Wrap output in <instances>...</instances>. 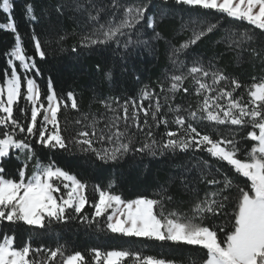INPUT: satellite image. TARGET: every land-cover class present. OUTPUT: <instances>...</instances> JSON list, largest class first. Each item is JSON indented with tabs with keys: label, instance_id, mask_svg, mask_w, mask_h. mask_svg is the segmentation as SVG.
Here are the masks:
<instances>
[{
	"label": "snow or ice",
	"instance_id": "snow-or-ice-1",
	"mask_svg": "<svg viewBox=\"0 0 264 264\" xmlns=\"http://www.w3.org/2000/svg\"><path fill=\"white\" fill-rule=\"evenodd\" d=\"M173 6L201 9L212 13L214 19L190 17L182 22L181 30L190 29L191 35L173 44L158 30ZM14 7L13 0H0V10L7 14L0 29L10 30L15 38L14 46L5 53L8 67L0 82V225L23 223L44 229L78 219L89 226L95 224L98 231L106 228L126 237L199 246L205 250L201 264H264V74L251 76V82L244 85L212 60L206 63L200 56L187 55L198 42L223 27L221 20L229 19L246 26L242 31L226 29L223 42L238 62L259 61L264 73V0H57L52 10L58 17L70 14L75 25L70 33L59 35L57 43L72 35L78 37L71 47L73 53L110 52L113 63H97L95 68L101 83L113 90L118 84L116 66L122 76L140 82L132 63L137 50L154 52L157 42L166 44L171 68L163 80L156 81L155 88L144 83L136 96L123 99L92 89L103 112H81L76 92H58L51 76L46 89L41 88L36 77L43 76L44 70L36 57L44 61L48 53L33 30L34 54H28L13 17ZM24 14L30 21L39 20L32 2L25 3ZM189 80L191 89L186 86ZM242 87L247 99L234 95ZM178 94L195 96V104L185 107L177 103ZM69 109L79 116L62 122V110ZM201 124L211 130H200ZM161 126L165 131L157 138ZM221 126L226 131H220ZM75 152L92 156L101 172L106 171L105 165H120L130 154L175 157L177 153H207L246 179L238 184L201 157L193 156L186 163L171 161L179 174L169 175L154 198L124 199L115 191V177L106 186H93L98 199L91 203L89 215L85 212L90 203L87 181L53 158L57 153ZM13 156L20 161L14 175L6 167ZM177 181L183 192L194 196L188 213L167 208L175 200L170 188ZM200 184L206 189L202 195ZM233 199L235 205L229 213ZM100 217L105 218L103 225ZM220 217L228 218L229 226L213 223ZM90 252L92 264H126L127 260L132 264H175L171 259L125 249L92 248ZM0 264L89 262L80 251L69 253L63 245L33 249L31 237L22 247L17 246L15 232H4L0 234Z\"/></svg>",
	"mask_w": 264,
	"mask_h": 264
},
{
	"label": "trees",
	"instance_id": "trees-1",
	"mask_svg": "<svg viewBox=\"0 0 264 264\" xmlns=\"http://www.w3.org/2000/svg\"><path fill=\"white\" fill-rule=\"evenodd\" d=\"M14 10L13 17L17 25L18 32L22 37V42L29 55L34 54L33 42L31 35L33 30L39 35L45 50L48 55L44 61H40L36 57L40 67L44 70V75L36 77L37 83L42 89H46V80L51 76L55 82L58 92L65 93L68 90L76 92L80 104V111H97L103 112L101 106L94 101L92 89L95 87L97 91L103 95H119L121 99L127 96H136L138 89L142 84H151L156 87L157 80H163L166 71L170 70L171 65L168 60L167 47L165 42L159 41L155 44V51L151 49H138L137 55L132 63L135 65L137 74L140 76V82L135 81L131 76L121 75L119 66L114 68L115 77L118 81L116 88L113 90L108 84L101 83V74L96 71L97 63L107 62L109 65L113 63L114 58L110 52H86L83 54L73 53L72 45L78 42L77 36L68 35L67 39L58 44L59 35L70 33L75 27L73 19L69 15L58 17L52 10L53 5L57 0H13ZM26 2H32L36 6V13L39 17L38 21H30L24 14V5ZM131 3L133 0H127ZM197 17L214 19L212 13H205L204 10L190 8L189 6H173L172 14L160 26L164 37L170 40L173 44H179L191 35V30L182 31V22L186 23L189 18ZM7 14L0 10V23H5ZM221 27L217 32L209 34L202 39L196 46H193L187 53L188 57L200 56L207 63L212 60L218 67L226 70L230 75L239 78L242 84L250 83V77L253 75H261V66L259 61L252 62L250 60L238 62L235 58V53L229 50L223 42L228 28H240L246 25H241L240 22H234L229 19L221 20ZM79 31V29H77ZM133 39L136 35L133 34ZM143 38V37H142ZM124 39V38H122ZM15 44L14 34L10 30L0 29V82H2L3 72L8 67L5 55ZM61 47L63 50H61ZM111 47L115 48V44ZM218 57V59H214ZM192 88L191 81L186 84ZM158 91V89H157ZM234 95H244L247 99L245 89L236 90ZM195 96L177 95V103L187 106L188 103L195 104ZM148 102L145 101V104ZM91 105V109L90 106ZM20 106H25V102L21 100ZM17 118H20L19 111H16ZM79 113L69 109L61 113V121L66 118L69 122L76 119ZM142 118V117H141ZM175 130V125L171 126ZM71 129V124H70ZM200 130L210 131L207 124H201ZM250 130V129H249ZM157 131V138L165 129L161 126ZM220 131L226 129L221 126ZM242 132L241 135H245ZM243 145H247V141H241ZM39 148V146H37ZM201 157L209 160L214 167H220L223 172L231 176L238 184H243L246 178L238 177L234 171L226 164V162H217L209 157L207 153H177L175 157L171 154L166 156L152 157L148 155L130 154L125 160L117 166H107L106 171L101 172L97 167L98 161L88 154L75 152L57 153L53 157L57 163L76 174L80 179L87 181V195L90 203L85 206V212L89 215L93 212L91 203L98 199V193L94 191L95 185L106 186L110 180L115 177V191L122 194L124 199H135L140 195L154 198L159 185L164 183L169 175H178L179 169L171 167V161L175 163H186L191 157ZM20 163L13 156L6 164L10 174H15L16 166ZM31 174V167L29 168ZM200 194L206 190L205 185H199ZM170 193L175 196L173 203L167 205L168 209L176 208L182 212L188 213L194 201V196L182 191L179 182L170 188ZM235 189L232 191V196L235 197ZM235 205V201L230 203L228 212L230 213ZM103 225L105 218H98ZM214 224L228 225V218L220 217L213 220ZM15 232L16 245L23 246L31 237L33 249L38 247L55 248L57 245H63L66 250L71 253L80 251L86 256L89 264H92V248H100L101 250L125 249L134 252H139L141 255L155 256L157 258L171 259L175 264H201V259L205 255V250L199 246H189L171 241H155L141 237H126L121 234H114L107 231L106 228L102 231L96 229L95 224L89 226L77 220H72L68 223H53L50 227L39 229L27 226L23 223L18 225H0V234ZM126 264H132L131 260H127Z\"/></svg>",
	"mask_w": 264,
	"mask_h": 264
},
{
	"label": "rangeland",
	"instance_id": "rangeland-1",
	"mask_svg": "<svg viewBox=\"0 0 264 264\" xmlns=\"http://www.w3.org/2000/svg\"><path fill=\"white\" fill-rule=\"evenodd\" d=\"M6 22H7V18H6ZM5 22V23H6ZM17 64L19 63V62H16ZM19 72L23 75L24 73H23V69H19ZM29 75H30V73H29ZM57 195H59V194H57ZM109 211H111V209L109 210Z\"/></svg>",
	"mask_w": 264,
	"mask_h": 264
}]
</instances>
